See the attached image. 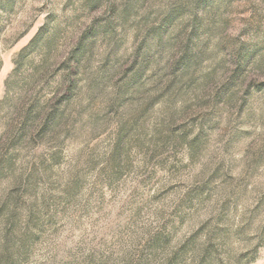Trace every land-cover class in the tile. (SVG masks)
I'll use <instances>...</instances> for the list:
<instances>
[{"label": "rangeland", "instance_id": "rangeland-1", "mask_svg": "<svg viewBox=\"0 0 264 264\" xmlns=\"http://www.w3.org/2000/svg\"><path fill=\"white\" fill-rule=\"evenodd\" d=\"M262 10L0 0V264H264Z\"/></svg>", "mask_w": 264, "mask_h": 264}, {"label": "trees", "instance_id": "trees-1", "mask_svg": "<svg viewBox=\"0 0 264 264\" xmlns=\"http://www.w3.org/2000/svg\"><path fill=\"white\" fill-rule=\"evenodd\" d=\"M34 113H35V112H33V114H30L31 116L28 117V120H29V121L34 119ZM55 118H56L55 116H52L51 119H49V121H53Z\"/></svg>", "mask_w": 264, "mask_h": 264}, {"label": "clouds", "instance_id": "clouds-1", "mask_svg": "<svg viewBox=\"0 0 264 264\" xmlns=\"http://www.w3.org/2000/svg\"><path fill=\"white\" fill-rule=\"evenodd\" d=\"M262 11H264V10H262Z\"/></svg>", "mask_w": 264, "mask_h": 264}]
</instances>
